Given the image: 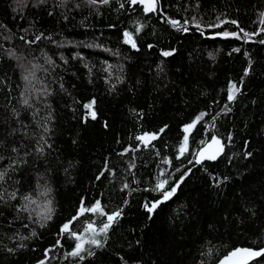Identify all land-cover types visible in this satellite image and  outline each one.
<instances>
[{"label": "trees", "instance_id": "obj_1", "mask_svg": "<svg viewBox=\"0 0 264 264\" xmlns=\"http://www.w3.org/2000/svg\"><path fill=\"white\" fill-rule=\"evenodd\" d=\"M54 2L48 0L46 6L37 9L31 7L35 0H27L29 6L20 10L16 0H0V23L16 33L13 39L6 40L7 33L0 29V138L7 135L9 126L19 127L11 119L12 107L21 111L22 120L30 122L31 110H25L20 104L25 81L17 61L8 54V50H12L16 55L27 57L26 67H31L28 61L38 65L36 89L47 87L55 93L49 98L55 110L51 125L55 152L49 156L47 165L52 171L45 173L43 162L38 164L37 170L50 178L53 189L50 198L56 209L54 219L46 228H40L27 219L14 221L10 209L0 208L4 213L0 216V264H36L56 239H61L64 247L49 252L47 264H120V256H124L128 264H200L202 260L204 264H215L234 248L264 247V45L211 38L217 31L235 30L230 24L221 29L207 27L221 16L237 19L248 31H258L264 0H160L162 13L148 15L142 7L131 6L126 0H122L124 9L119 8L116 0L98 8H90L81 0H70L66 8H57L55 15L49 17L47 11ZM76 3H81L79 9L74 8ZM13 8L18 11L13 12ZM61 13L69 19L64 21ZM21 15L26 19H20ZM166 17L178 19L182 24L195 17L204 35L191 23L186 25L189 32H178L166 22ZM34 19L39 21L35 28H30L28 33L20 31ZM141 24L144 27L135 33V28ZM125 30L133 32L140 51L123 44ZM39 32L51 36L52 40L43 39L29 50L18 39L19 35L33 39ZM149 44L156 47L149 49ZM234 47L241 51L229 55ZM161 48L177 49L174 57L164 61L163 72L158 68ZM42 52L59 67L52 71ZM245 52L250 54L254 70L244 78V94L231 105L232 112L223 115L227 84L238 82L247 67ZM60 83L64 84L65 91L60 90ZM113 84L115 89L110 91ZM37 96L40 103H36ZM92 97L98 101V120H89L84 125L80 120L84 111L81 104ZM32 102L43 108L40 93H33ZM141 111L143 119L136 114ZM201 111L208 115L190 136L189 153L186 158L176 160L183 138L182 125ZM104 120L110 124L108 130L102 127ZM165 124L168 129L153 146H140L139 152L122 158L116 154L129 144L136 145V135L157 131ZM212 125L214 127H210ZM229 133L233 135L231 144H227ZM213 134L227 144L224 154L214 162L188 164L191 154L202 147L200 141L210 142ZM14 139L19 141V134ZM73 139L77 143L73 144ZM245 140L250 142L254 152V157L247 161L242 158ZM105 157L110 158L116 176L106 173V178L97 181L94 177ZM164 159H171L172 166L164 164ZM129 163L136 165L131 171ZM184 165L192 169L191 174L176 196L160 206L152 220L146 218L141 205L145 199L157 197V193L133 191L128 195V190L120 191L123 183H128L132 189L151 188L161 170L170 173ZM22 175L25 180L21 192L30 193L40 205H33L35 217L42 211L45 199L35 190L37 171L28 167ZM179 175L176 173L177 177ZM210 176L219 179L228 176L230 181L214 188ZM82 198L86 206L100 199L106 211L122 207L123 218L110 233L108 247L94 249L96 255L86 256L83 261L65 259L64 253L70 251V245L74 246L75 242L58 237V228L75 213ZM124 199L129 201L127 206L123 204ZM245 207L254 210L255 216L245 212ZM226 216L229 218L225 219ZM100 219L86 214L74 222L73 230L82 232L89 220L99 226ZM25 223L30 227L24 228ZM33 229L39 238L23 241L26 247L18 248L19 236H28ZM4 245L16 247L15 254L7 253Z\"/></svg>", "mask_w": 264, "mask_h": 264}, {"label": "snow or ice", "instance_id": "obj_2", "mask_svg": "<svg viewBox=\"0 0 264 264\" xmlns=\"http://www.w3.org/2000/svg\"><path fill=\"white\" fill-rule=\"evenodd\" d=\"M70 0H55L52 8L47 11V15L49 17H53L55 15V10L57 8L64 9L69 4ZM119 4L120 9L125 8V2L122 0H116ZM16 3L19 5V9L22 10L27 8L29 5L27 0H16ZM81 3L90 7V8H98L100 5H110L111 0H81ZM81 3H76L74 5L75 9H79ZM126 3L131 6H140L142 7L143 12L148 14L154 13H162V8L160 5V0H126ZM48 4V0H35V3L31 5L33 8H41ZM197 7L199 5L197 4ZM13 12H17V8L12 9ZM186 10V9H185ZM63 20L67 21L69 16L61 13ZM259 29L248 31L244 27L241 26V23L237 19H222L221 16L216 17L215 23H210L207 25L210 29H221L223 25L230 24L234 26L233 31L221 30L214 33L211 37L221 38V39H233L236 41H240L244 44L248 43H258L260 45H264V11L259 13ZM16 17H13L15 19ZM20 19H26L25 16L21 15ZM166 22L174 28L178 32L187 33L189 32V23H191L200 34L204 35V30L201 27V23L196 21V18L193 17L191 21L185 20L183 24L178 19H173L170 17H166ZM39 23L38 20L34 19L29 22L28 27H23L20 31L24 33H28L30 28H35ZM112 27H115L114 25ZM144 25H140L135 28V33H139ZM0 29L4 30V39L10 40L16 36V33L12 32L11 29L8 28L6 24L0 23ZM2 35V33H0ZM262 37L259 40H254V37ZM123 44L129 45L131 49L135 51H140L137 41L134 38L133 32L123 31ZM18 39L22 41L25 45L28 46L29 50H32L33 45H39V43L43 39H47L49 41L52 40L51 36H45L44 32H39L34 35L33 39L26 38L25 35H19ZM156 47V45L149 44L148 48L152 49ZM241 49L239 47L232 48L229 55L232 53H239ZM177 53L176 48H168L159 50V56L162 58L161 64L158 65L159 71L163 72V64L164 61L169 57H174ZM8 54L11 58H14L17 61V67L22 70V79L25 81V90L21 93L20 104L22 108L25 110H31L30 113V122L26 123L21 119V111L15 107L11 108V119L14 120L19 127H10V130L7 132V135L3 138H0V208H7L12 211L13 220H21L27 219L30 223L38 224L40 228H46L54 219L55 216V202L51 197L52 187L50 178L45 173H50L52 171L51 168H48L49 164V156L55 152L54 141L52 140L53 128L52 124L54 123V108L52 104L49 102V98L53 96L54 91H50L47 87L42 90L36 89L34 81L37 79L35 69L38 67L37 64L32 63V61H28V64L31 67H26L24 61L27 60V57L24 54L16 55L12 50H8ZM29 54H31L29 52ZM44 56L45 62L51 66V70L54 71L56 67L59 65L56 64V61L53 60L46 53L42 52ZM247 59V67L243 70V75L238 82L229 81L227 84V92L226 98L227 103L223 106V115H227L232 112L231 105L237 101L238 96L243 95L242 85L244 82V78L248 77L253 69V61L250 58V54L248 52L244 53ZM64 63L67 64V60H64ZM48 71V69H45ZM91 83V81H89ZM60 90L65 91V87L63 83L59 84ZM115 89V85L113 84L110 91ZM11 91V89H9ZM40 93L43 96V108L37 107L36 104L32 102L33 93ZM36 103H40L39 96L36 98ZM77 103H80L77 101ZM255 104V101H252ZM81 107L84 109L82 115L80 116V120L84 125L91 121L98 120V101L95 97L90 98L86 103H82ZM73 112L76 110L73 108ZM42 111L46 114H41ZM140 119L144 118V113L137 112L136 113ZM208 115L206 112L201 111L198 115H196L190 122L184 123L182 125V133L183 138L179 143V147L177 150V155L175 157L176 160H181V158H186L189 153V142L190 136L194 130L197 129V125L201 124L204 121L205 116ZM216 117H213L215 120ZM5 123H8V119L5 120ZM34 126V127H33ZM102 127L105 130L110 128V124L107 120L103 121ZM168 125L165 124L160 127L157 131H144L135 136V141L138 142L136 145L129 144L127 147H124L122 151L117 152L116 154L121 158L128 155L129 153H136L141 150L140 146L143 148H148L153 146V142L158 140L161 134L165 133L168 129ZM214 127V125L210 126ZM19 134L20 140L16 141L14 138ZM12 139L13 142L9 143V140ZM233 141V135L231 133L227 136V144H231ZM120 143V140L116 141ZM72 143L75 144L77 141L75 139L72 140ZM200 144L202 147H199L197 151L191 154V159H188V164H192L193 162L196 165H203L205 161H217L225 152V147L227 144L217 135H211L210 142L201 140ZM242 148L244 149L242 152V158L244 160H250L254 157V152L251 150L250 142L245 140ZM159 155V153H157ZM58 160L59 157H56ZM40 162H43L45 167V173H39L37 170V166ZM229 162H231V158H229ZM164 164L172 166L171 159H164ZM28 167H31L33 171H37L36 175V189L39 191V194L43 196L44 202L42 207V211L37 212L34 217L32 213L35 211L33 205H38L37 199H34L33 196L28 192H21V187L23 186L25 177L22 175L24 170ZM136 167L135 163L128 164V170L134 169ZM68 169L65 168V172L67 173ZM207 171V169H205ZM192 169L184 165L183 168L176 167L172 172H166L165 170H161L157 176L156 181L153 187L151 188H143V189H132L128 183H123L120 191L128 190V195H131L133 191H145V192H155L158 194L157 197L147 200L145 199L142 203L141 207L143 211L147 214L146 218L148 220H152L154 215L160 206L167 201L171 200L176 196L178 189H180L181 185H183L186 179L191 174ZM108 174L111 177L116 176L115 168L110 166V158L105 157L103 166L100 170H98V174L94 177L95 180L99 181L101 178H106L105 174ZM176 173H180L177 177ZM210 179L214 181L213 187L219 188L221 184H227L230 181V177L224 176L222 179H219L216 176H210ZM139 184V181H136ZM16 202L15 204L13 202ZM129 201L127 199L123 200V204L127 206ZM40 206V205H38ZM244 211L249 213L252 216H255V211L245 207ZM22 213H26V216H21ZM86 214H92L100 219L99 226H97L96 221H86L83 227L82 232H77L73 230L74 222L78 221L80 217L85 216ZM124 208L117 207L111 211H106L105 206L102 204L100 199H96L93 203H90L86 206L85 200L82 198L79 201L78 207L75 213L63 222L57 232V236L64 238L67 237L70 240H73L74 246H71V250L64 253V258L68 259L69 257L73 258V260L83 261L87 257H93L96 255L94 249L103 250L109 245L110 233L114 230V226L118 225L120 220L123 218ZM4 215L2 211H0V216ZM229 217H225L228 219ZM243 222V221H241ZM9 227H11V222L9 223ZM24 228H29L30 225L28 223L23 224ZM16 235H19L18 233ZM33 238H39V234L36 230H31L28 236L20 235L19 239L21 243L17 245L18 248L23 249L26 245L23 241L31 240ZM9 239H13V237H9ZM137 244L140 243L139 240L136 241ZM255 243V242H254ZM88 246V247H86ZM62 248L64 245L61 242V239H56L54 245L44 250L43 256L44 258L38 259L36 264H47V258L49 252H52L54 248ZM4 249L9 254H15L17 248L16 247H8L4 245ZM35 251V249H33ZM201 255H205L201 253ZM210 255V253H209ZM120 264H128V260L125 259L124 256L119 257ZM200 264H204V261H200ZM218 264H264V247L252 248V247H241L234 248L229 251L223 259H221Z\"/></svg>", "mask_w": 264, "mask_h": 264}, {"label": "water", "instance_id": "obj_3", "mask_svg": "<svg viewBox=\"0 0 264 264\" xmlns=\"http://www.w3.org/2000/svg\"><path fill=\"white\" fill-rule=\"evenodd\" d=\"M237 248H241V247H237ZM246 248V247H245ZM225 256L221 257L215 264H218V262L223 259Z\"/></svg>", "mask_w": 264, "mask_h": 264}]
</instances>
